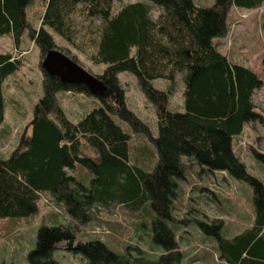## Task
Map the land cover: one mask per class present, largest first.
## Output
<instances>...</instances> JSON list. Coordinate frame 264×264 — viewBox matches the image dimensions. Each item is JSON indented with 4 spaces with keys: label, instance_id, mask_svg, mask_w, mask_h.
<instances>
[{
    "label": "trees",
    "instance_id": "trees-1",
    "mask_svg": "<svg viewBox=\"0 0 264 264\" xmlns=\"http://www.w3.org/2000/svg\"><path fill=\"white\" fill-rule=\"evenodd\" d=\"M30 1L0 0V35L12 33L17 46L29 26L26 8ZM115 1L47 0L42 26L31 30L32 40L41 49V62L49 51L59 49L83 66L69 49L56 45L50 28L94 63L107 64L105 72L97 75L107 91L98 97L102 104L75 123L60 104L58 93L92 94L85 86L64 83L43 69L44 95L29 123L31 132L22 134L10 157H0V217L36 213L44 192L64 203L68 224L59 223L57 216L52 225L39 228L37 245L28 255L30 264H60L54 257L60 242L81 254L87 264H184L187 254L180 248L183 235L179 237L178 230L185 220L175 216L176 201L179 182L195 164L206 172H227L252 186L255 219L242 232L225 236L222 218L195 223L205 235L217 239L224 264H264V182L248 172L233 144L246 124L264 123L254 102L263 80L252 68L233 62L215 42L229 35L233 6L256 9L264 0H216L209 7L194 0H147L152 5L127 3L118 12ZM22 64L21 58L0 53V130L7 109L5 81ZM125 71L136 75L155 106L156 137L127 105L119 79ZM179 75L184 81L183 109L171 111L168 105ZM156 79L171 85L167 90L157 89L152 83ZM115 115L134 131L151 137L156 148L153 154L142 147V166L130 163L131 135L115 121ZM253 151L264 165V153ZM152 154L158 161L146 170ZM78 164L89 168L90 180L82 181L74 173ZM111 205L140 211L137 231L150 229L155 244L149 246L162 253L152 256L136 245L122 251L93 236H79L77 241L79 224L88 223L95 211Z\"/></svg>",
    "mask_w": 264,
    "mask_h": 264
},
{
    "label": "rangeland",
    "instance_id": "rangeland-1",
    "mask_svg": "<svg viewBox=\"0 0 264 264\" xmlns=\"http://www.w3.org/2000/svg\"><path fill=\"white\" fill-rule=\"evenodd\" d=\"M137 1L148 2L147 0H116L114 11L118 12L125 4ZM194 1L200 6L209 7L214 5L216 0ZM46 3L47 0H31L28 4L26 18L29 26L22 33L18 46L12 33L0 35V53H11L23 61L21 68L11 74L4 85L7 109L5 123L0 130V157H10L22 134L31 132L29 123L34 117L36 104L44 95L41 49L32 40L30 32L32 29L39 30L42 26L41 17ZM153 12L154 15H158L157 10ZM85 23L89 24V22ZM228 24L230 32L222 43V49L232 61L252 68L263 80V85L255 93L254 102L256 110L264 116V3L256 9L233 6L228 16ZM47 30L53 35L56 45L65 50L69 49L86 70L96 76L105 72L107 64L94 63L87 55L73 48L61 35L50 28ZM119 79L126 91L128 107L148 125L151 135L156 137L158 124L155 106L147 99L138 78L133 73L125 71L119 74ZM152 83L161 90H167L171 85L165 79H156ZM183 94L184 81L179 75L174 96L168 105L169 110H182ZM57 98L68 118L75 123L102 104L96 96L77 92L61 91ZM114 119L131 135L130 163L142 166L145 160L142 147L146 146L153 154L156 148L151 137L134 131L127 121L117 115ZM234 147L246 164L248 172L264 182V165L256 158L253 151L264 153V123L246 124L243 133L236 136ZM87 153L92 154L90 150H87ZM153 154L149 159L151 164L146 166V170L153 169L158 161V156L155 157ZM74 173L82 181L91 178L89 168L84 165L78 164ZM179 184L181 190L176 201L175 216L185 220L178 230V236L183 235L179 238L180 248L187 254L184 264H224L217 252V239L205 235L195 221L222 218L225 223L223 231L225 236L232 237L242 232L255 219L252 186L229 173L206 172L195 164L190 166L186 179ZM150 209L154 214L152 207ZM94 214L88 223L79 224L77 241L79 236L82 238L93 236L100 237L122 251L128 245H136L150 252L152 256L162 253L161 249L153 250L149 246L155 244L149 226L147 233L137 231V225L142 218L140 211L128 209L123 205H111L102 208L101 211H95ZM57 216L60 218L59 223L68 224L70 216L64 203L58 202L51 192H44L36 213L23 217H0V264H30L28 255L37 245L39 228L44 224L52 225V219ZM150 224L151 220H149ZM145 240L149 244L144 242ZM54 257L60 264H87L81 254L67 249L66 242L56 245Z\"/></svg>",
    "mask_w": 264,
    "mask_h": 264
},
{
    "label": "water",
    "instance_id": "water-1",
    "mask_svg": "<svg viewBox=\"0 0 264 264\" xmlns=\"http://www.w3.org/2000/svg\"><path fill=\"white\" fill-rule=\"evenodd\" d=\"M42 67L47 73L58 76L64 83L85 86L93 96L101 97L107 91L105 83L100 78L59 49L47 53Z\"/></svg>",
    "mask_w": 264,
    "mask_h": 264
},
{
    "label": "crops",
    "instance_id": "crops-1",
    "mask_svg": "<svg viewBox=\"0 0 264 264\" xmlns=\"http://www.w3.org/2000/svg\"><path fill=\"white\" fill-rule=\"evenodd\" d=\"M225 38H227V37H225ZM225 38H219V39H215V42L218 44V46H219V49L224 53V54H226L225 53V50L224 49H222V43H224L225 42ZM227 55V54H226ZM231 59V58H230ZM232 60V59H231ZM234 62V61H233ZM68 93H73V92H70V91H68ZM83 94V93H82ZM183 109V108H182ZM5 119H6V115H5ZM2 127H3V125H2ZM1 127V128H2ZM235 138H236V136L233 138V144H234V141H235ZM20 139V138H19ZM18 145V144H17ZM16 148V147H15ZM234 149H235V147H234ZM235 151H236V149H235ZM237 152V151H236ZM219 173H227V172H219Z\"/></svg>",
    "mask_w": 264,
    "mask_h": 264
}]
</instances>
